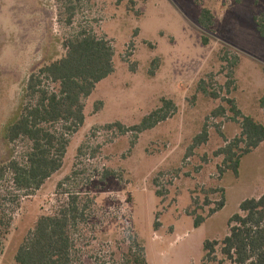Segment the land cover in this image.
Instances as JSON below:
<instances>
[{
  "label": "rangeland",
  "instance_id": "obj_1",
  "mask_svg": "<svg viewBox=\"0 0 264 264\" xmlns=\"http://www.w3.org/2000/svg\"><path fill=\"white\" fill-rule=\"evenodd\" d=\"M73 1L68 24L62 0H0V166L26 163L31 150L26 137L9 142L5 129L18 116L33 69L64 56L65 39L81 30L115 49V71L85 100L84 124L65 131L61 169L38 189L17 190L10 171L1 178L0 208L12 220L0 264H18V249L39 218L58 212L72 194L88 203L75 235L86 264H122L130 236L142 240L148 264H211L204 242L222 240L241 202L264 195V142L243 156L238 175H221L224 157L216 154L241 133L229 99L264 123V38L255 21L264 0ZM204 8L214 15L209 30L199 20ZM162 98L176 109L155 127H107L140 123ZM205 126L208 141L190 151ZM48 127L65 130L62 123ZM223 196L225 206L210 214ZM194 210L206 217L200 226Z\"/></svg>",
  "mask_w": 264,
  "mask_h": 264
},
{
  "label": "trees",
  "instance_id": "obj_2",
  "mask_svg": "<svg viewBox=\"0 0 264 264\" xmlns=\"http://www.w3.org/2000/svg\"><path fill=\"white\" fill-rule=\"evenodd\" d=\"M68 16V24L73 23L75 5L73 0H62ZM204 29L214 25V15L204 8L200 15ZM257 30L264 38V12L255 17ZM207 41V39H203ZM66 53L60 59L37 65L31 72L24 96L19 106L17 118L5 129V137L15 142L26 137L32 143L27 153L26 163L7 161L0 166V180L6 171L12 173V183L17 190L40 188L51 175L63 166L69 139L65 131L75 132L85 122V100L91 96L99 82L115 71V49L111 42L97 34L81 30L66 38L63 43ZM237 61L232 65L236 67ZM154 70L151 74H154ZM46 82L54 83L52 88ZM206 92V89L201 86ZM231 111L238 118L241 133L216 154L224 157L219 172L228 170L239 174L241 159L264 142V123L253 116L244 115L229 99ZM163 105L143 117L140 123L126 126L121 122L107 125L117 126L122 132H143L168 119L176 109L174 101L162 98ZM264 110V96L260 98ZM222 107L215 114L223 113ZM62 123L64 131H52L48 126ZM209 139L207 126L194 138L192 148ZM63 183H61V186ZM224 193V189H221ZM1 202V199H0ZM225 206L222 197L210 210L214 214ZM88 203L78 194H72L67 202L53 215L39 218L16 254L18 264H86L79 255L75 239L80 222L86 221ZM195 225L200 226L206 219L194 210ZM4 208H0V248L11 230V218ZM220 248L222 259L216 252ZM205 260L211 264H264V195L244 199L240 211L229 220V232L222 240L204 242ZM122 264H148L145 246L138 236H130V244L122 252ZM87 264H95V261Z\"/></svg>",
  "mask_w": 264,
  "mask_h": 264
}]
</instances>
